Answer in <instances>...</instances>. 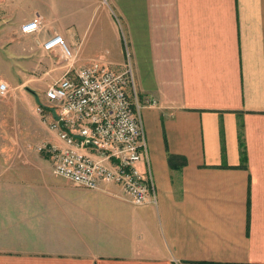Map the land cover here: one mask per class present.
<instances>
[{"label": "crops", "instance_id": "obj_1", "mask_svg": "<svg viewBox=\"0 0 264 264\" xmlns=\"http://www.w3.org/2000/svg\"><path fill=\"white\" fill-rule=\"evenodd\" d=\"M33 20L40 31L24 33ZM55 34L76 54L74 71L130 60L143 102L139 169L156 202L54 174L50 154L4 125L0 264H264V0H0L6 69L45 75L57 62L65 72L61 53L37 42ZM36 83L0 122L27 125L39 105L55 119Z\"/></svg>", "mask_w": 264, "mask_h": 264}, {"label": "built area", "instance_id": "obj_2", "mask_svg": "<svg viewBox=\"0 0 264 264\" xmlns=\"http://www.w3.org/2000/svg\"><path fill=\"white\" fill-rule=\"evenodd\" d=\"M40 23L26 22L22 30L37 34ZM37 42L47 52L59 51L68 64L63 76L46 91L48 101L56 106L55 119L43 105L37 107L43 122L58 137V142L39 146L51 155L53 173L92 190L117 184L135 205L155 203L151 182L139 169L146 149L140 116L143 102L135 89L130 60L121 70L93 60L74 71L76 54L65 36L55 34ZM8 90L6 83H0V95ZM146 102L155 104L151 98Z\"/></svg>", "mask_w": 264, "mask_h": 264}, {"label": "rangeland", "instance_id": "obj_3", "mask_svg": "<svg viewBox=\"0 0 264 264\" xmlns=\"http://www.w3.org/2000/svg\"><path fill=\"white\" fill-rule=\"evenodd\" d=\"M99 20L102 21L103 17L96 16L94 18V23L96 24L97 21ZM30 47L33 48V44ZM3 57L5 56L3 55ZM56 57L57 58L60 57L62 62H64L62 63V65L66 64L67 60L62 58L61 54L55 56V58ZM6 61L7 60L0 57V83H6L9 89L6 95H0V118L2 117V115H6V116L13 115L14 112L12 109L13 107H12L11 102H18L20 104L21 102H27L28 97L26 98L24 96V94L26 95L28 91L26 88H31L33 90V86L36 82H37L36 86L38 88L36 92H38V94L41 96V101L49 102L46 97V91H47L48 85L60 79L64 74V71L57 72L59 71L58 69L60 68L59 66H61V64L54 62V64L52 65L53 70H51V72L48 74H45V75L42 74L44 72L43 68L41 69V68L30 66L29 69L26 70L27 75H18L16 73V70L12 69L10 71L5 68L4 63L8 64V62ZM24 78L26 80H24ZM30 78L31 80L27 81V79H30ZM10 81L14 85L12 86L8 85ZM44 94H45V97H44ZM22 110L20 112V119L22 115ZM25 114H29V121L27 125H24L18 119L15 118L14 121L12 120L11 122L10 121L6 123L0 122V127L6 125L1 129V131H5V130L13 131L14 126H16V130L18 134H20V137H21L20 140H23V145L25 146L29 145V146H33L39 149V146H42L43 144L49 141V138H50L49 135H51V132L49 131L47 125L43 122L41 114L39 113L37 108H31V110L30 111L27 110Z\"/></svg>", "mask_w": 264, "mask_h": 264}, {"label": "trees", "instance_id": "obj_4", "mask_svg": "<svg viewBox=\"0 0 264 264\" xmlns=\"http://www.w3.org/2000/svg\"><path fill=\"white\" fill-rule=\"evenodd\" d=\"M169 158H170V163H171V164H174V155H171V154H170V157H169Z\"/></svg>", "mask_w": 264, "mask_h": 264}, {"label": "water", "instance_id": "obj_5", "mask_svg": "<svg viewBox=\"0 0 264 264\" xmlns=\"http://www.w3.org/2000/svg\"><path fill=\"white\" fill-rule=\"evenodd\" d=\"M61 125L63 126L62 122H61Z\"/></svg>", "mask_w": 264, "mask_h": 264}]
</instances>
